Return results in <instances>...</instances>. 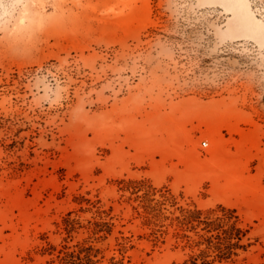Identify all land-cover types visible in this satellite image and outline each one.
Listing matches in <instances>:
<instances>
[{"label": "rangeland", "instance_id": "1", "mask_svg": "<svg viewBox=\"0 0 264 264\" xmlns=\"http://www.w3.org/2000/svg\"><path fill=\"white\" fill-rule=\"evenodd\" d=\"M244 2L0 0V264H264Z\"/></svg>", "mask_w": 264, "mask_h": 264}, {"label": "snow or ice", "instance_id": "2", "mask_svg": "<svg viewBox=\"0 0 264 264\" xmlns=\"http://www.w3.org/2000/svg\"><path fill=\"white\" fill-rule=\"evenodd\" d=\"M237 6L240 8H243V9H247V7H248L247 3L244 2V0H240V3H238ZM261 27L264 28V21H262Z\"/></svg>", "mask_w": 264, "mask_h": 264}, {"label": "built area", "instance_id": "3", "mask_svg": "<svg viewBox=\"0 0 264 264\" xmlns=\"http://www.w3.org/2000/svg\"><path fill=\"white\" fill-rule=\"evenodd\" d=\"M202 144H203L204 146H207V145H208V142H207V141H203Z\"/></svg>", "mask_w": 264, "mask_h": 264}]
</instances>
